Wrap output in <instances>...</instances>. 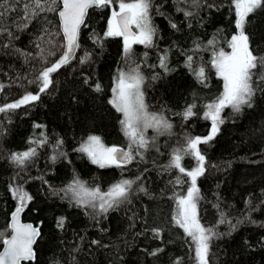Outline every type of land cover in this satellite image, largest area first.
Returning a JSON list of instances; mask_svg holds the SVG:
<instances>
[{"label":"trees","instance_id":"obj_1","mask_svg":"<svg viewBox=\"0 0 264 264\" xmlns=\"http://www.w3.org/2000/svg\"><path fill=\"white\" fill-rule=\"evenodd\" d=\"M161 2L164 4L161 11L165 15L150 10L158 29L153 37L155 46L145 48L134 44L132 49L146 77L143 90L149 111L162 113L173 127L171 135L147 130L146 136L156 137V140L145 152L143 161L137 157L123 171L115 167L100 168L85 154L75 151L89 135L101 137L105 145L127 146L120 130L121 114L108 103L118 69L127 67L123 38H104L100 44L93 39L94 34L103 37L111 8H93L88 12L87 27H81L76 57L69 66L53 74L57 82L47 93L29 105L0 113V231L6 237L9 235L10 217L17 207L10 186H23L32 199L23 209L22 220L40 228L35 260L29 264H69L70 250L77 244L82 249L76 254L78 264H173L176 259H180L181 264H195L191 242L171 220L174 201L169 198L173 195V185L169 181L179 173L176 170L161 173V167L168 163L172 149L184 142L185 135H208L211 121L203 118V105L223 90V81L209 63L211 49L194 56V60L206 66L207 87L199 84L184 66L185 55L181 51L188 53L194 41L206 44L213 37L218 39L217 48L231 51L226 40L236 31L235 14L230 0H208V3L218 5V10L201 8L189 28L183 13L175 9V0H153L154 4ZM169 17L178 24L179 31L170 27ZM246 20L245 31L255 54L264 55V9L249 14ZM2 23L7 28L0 33V83L4 85L0 90V105L14 102L25 90L33 94L37 91L28 79L36 74L34 69L42 65L36 60L26 61L16 50L38 58L40 48L37 43L41 37L44 41L62 39V34L51 37L43 32L45 27L52 32L59 31L55 13L41 14L26 28H18L16 25L24 23L22 13L9 12ZM41 46L48 47L47 44ZM165 49H171L168 72L158 67V56ZM85 53L89 59L80 64L78 58ZM58 56L59 52L49 59L55 60ZM153 76L157 78L152 79ZM97 83L102 87L101 92L94 90ZM194 101L197 104L194 111L198 115L185 121L178 113ZM221 116L224 123L215 138L199 146L209 167L197 180L202 194L197 204L198 216L203 225L216 226L218 233H228L227 223L217 224L219 215L214 204L219 203L235 224L248 212L245 201L250 199L254 206H259L250 212V220L257 223L246 220L230 235L211 241L212 264H264V226H261L264 225V204L260 203L264 199V92L257 91L252 107H244L239 113L225 108ZM34 140H47L48 143L36 145V156L21 170L9 157L12 153L28 150L32 146L30 141ZM57 140L63 141L57 151L66 155H57L53 160L56 155L53 145ZM183 166L191 170L195 161L186 157ZM144 169L147 171L138 184L143 183L150 196L139 192L134 185L129 197L132 203L110 211L106 219L98 217L99 223L87 215L85 209L74 206L67 198L62 199L63 193L54 194L70 184L74 177L106 191L117 180L134 178ZM187 187V183L177 185L174 191L186 194ZM91 211L87 209V212ZM59 217L66 220L64 229L56 226ZM132 224L135 226L130 227ZM152 228L162 230L159 239L154 238L151 231H145ZM81 236L85 238L82 242ZM91 240H100L108 247L93 246ZM2 244L0 242V249ZM157 248L163 249L158 256L148 255Z\"/></svg>","mask_w":264,"mask_h":264},{"label":"snow or ice","instance_id":"obj_2","mask_svg":"<svg viewBox=\"0 0 264 264\" xmlns=\"http://www.w3.org/2000/svg\"><path fill=\"white\" fill-rule=\"evenodd\" d=\"M234 9L235 32L226 40L227 47L231 51H225L217 48V37L208 40L206 44L194 41L193 48L188 53L181 51L185 55V67L191 71L196 81L207 87L206 66L194 60V56L200 51H208L211 49V60L209 63L215 70L216 76L223 81V90L215 99L203 105V118L211 121V128L208 135L204 137L185 135L184 142L173 148L170 159L166 165L161 167V173L176 170L179 174L174 180H170L169 184L173 185V195L169 197L174 201V210L171 220L174 227L183 230L184 237L189 240L194 248L195 264H212L213 255L211 253V241L220 238L222 235H230L238 224L250 220V212L256 211L258 205H253L252 201L246 200L245 206L248 212L242 219H238L235 224L226 215L224 209L219 203L214 204L218 210L219 219L217 224L227 223L230 231L228 233H218L216 226H205L200 222L197 204L202 199L200 189L197 187V180L204 176L209 167L206 156L199 147L202 144H208L212 141L220 130V125L224 123L221 113L225 108H231L234 113H239L244 107H252L253 97L257 91L264 92V55L255 54L249 35L246 34L245 26L248 22L246 18L249 14L258 9H264V0H230ZM104 9L111 8V15L107 22V30L103 37L93 36L94 42L101 43V40L108 37L123 38V53L127 67L118 69L113 79V87L111 88V98L108 103L119 114L120 130L127 141L126 148L118 146H106L101 137L97 135H89L86 140L80 143L75 149L77 152L85 154L93 164L100 168L115 167L118 169L126 168L132 164L137 157L140 161L144 160L145 152L149 151L155 145L156 137H147L148 129H153L157 134L168 133L171 135L173 125L165 119L162 113L149 111V105L145 100L146 77L142 72L140 64L136 61L132 49L133 44L143 45L145 48H153L155 46L153 37L156 36L158 29L153 23L152 12L165 15L161 9L164 7L163 2L154 4L153 0H0V33L6 31L7 26L2 22L6 14L9 12L22 13L23 24L16 25L18 28H26L33 19L44 14L55 13L59 18V31L52 32L47 27L43 32L51 37L62 34V39L56 41L49 39L44 41L41 37L37 43L40 52L37 56L30 53L16 51L23 55L27 60H36L42 66L34 69L35 75L28 79V83L36 86V93L25 90V93L17 100L11 103L0 105V113H9L22 106L29 105L40 99V95L47 93L57 81L53 74H58L61 69L69 66L76 51L80 47L79 38L81 27H87L85 17L90 8ZM118 7V11L116 10ZM209 9L219 6L214 3H208V0H175V9L182 12L188 21L187 26L191 28L192 18L199 15L201 8ZM51 23V21H48ZM170 27L179 31L177 23L169 17ZM135 28V31H133ZM11 36L12 33L8 32ZM47 44L48 47L41 45ZM9 45H3L8 47ZM171 49H165L158 56V67L168 72V54ZM59 52V57L55 60L49 59ZM147 53H145V57ZM89 59V55L85 53L83 57L78 58L80 64H84ZM155 67V66H153ZM153 76L152 79H156ZM87 83V80H85ZM4 85L0 83V90ZM94 90L102 91L100 84H95ZM197 104L195 101L188 104L182 113H178L185 121L195 115L194 111ZM40 127V125H36ZM47 140L30 141L32 145L28 150L20 153H12L10 160L18 168L23 170L26 165L31 162L32 158L37 154L36 145L47 144ZM63 141L57 140L53 145L56 155H66L57 151L62 146ZM191 157L195 161V166L188 170L183 166V160ZM215 167V165H212ZM144 169L134 178H121L112 183L106 191H102L99 186H89L78 177H74L73 181L67 186L56 190L54 194L63 193L62 199L67 198L74 206L86 210V214L99 223L98 217L107 218L110 211H116L122 205H130L132 203L130 193L133 186L137 185V190L145 195H149L148 189L144 187L142 180ZM187 178L185 180L184 178ZM188 184L186 194H177L174 191L175 186H183ZM13 198L17 200V207L11 214V223L9 225L11 234L9 238H5L6 234L0 231V242L3 243V251H0V264H29L35 260V252L33 244L40 235V230L31 224H21L19 222L20 213L31 201L32 197L23 188V186H10ZM163 194V193H162ZM264 204V199L260 201ZM87 209H92L87 212ZM131 219V218H130ZM255 224L257 221L250 220ZM66 220L64 217L57 218L56 226L64 229ZM132 224L130 227H134ZM264 226V225H261ZM102 231H106L102 229ZM151 231L152 236L159 239L161 236L160 228L145 229ZM143 235V233H137ZM84 237L79 240L84 241ZM90 244L99 247H108L102 244L100 240H91ZM80 244L75 245L70 250L71 258L69 264H78L77 255L81 252ZM162 248L153 249L148 252L150 256H158L162 252ZM173 264H181L180 259H176Z\"/></svg>","mask_w":264,"mask_h":264},{"label":"water","instance_id":"obj_3","mask_svg":"<svg viewBox=\"0 0 264 264\" xmlns=\"http://www.w3.org/2000/svg\"><path fill=\"white\" fill-rule=\"evenodd\" d=\"M93 8H95V7H93ZM93 8H90V9L88 10V12H89L91 9H93ZM86 17H87V16H86ZM86 17H85V19H86ZM58 22H59V18H58ZM76 53H77V51H76ZM58 57H59V56H58ZM73 59H74V58H73ZM22 213H23V211L20 213V216H19V222H20L21 224H31L33 227H36V228H38V229L40 230V228H39L38 226L34 225L32 222L22 220ZM10 223H11V217H10L9 225H10ZM9 231H10V232H9V235H8L6 238H9V237H10V234H11V229H10V227H9ZM39 237H40V235L36 238V241H35V243L33 244V250H34V252H35V246H36V243H37ZM3 247H4V245L2 244V247H1L0 251H3ZM32 262H34V261H31V262H29V263H32Z\"/></svg>","mask_w":264,"mask_h":264},{"label":"rangeland","instance_id":"obj_4","mask_svg":"<svg viewBox=\"0 0 264 264\" xmlns=\"http://www.w3.org/2000/svg\"><path fill=\"white\" fill-rule=\"evenodd\" d=\"M118 10H119V9H118ZM118 10H117V11H118ZM133 31H135V28H133ZM133 45H134V44H133ZM133 45H132V46H133ZM148 130H152V131H154L153 129H148ZM154 132H155V131H154ZM106 146H112V145H106Z\"/></svg>","mask_w":264,"mask_h":264},{"label":"bare ground","instance_id":"obj_5","mask_svg":"<svg viewBox=\"0 0 264 264\" xmlns=\"http://www.w3.org/2000/svg\"><path fill=\"white\" fill-rule=\"evenodd\" d=\"M150 132V131H149Z\"/></svg>","mask_w":264,"mask_h":264}]
</instances>
